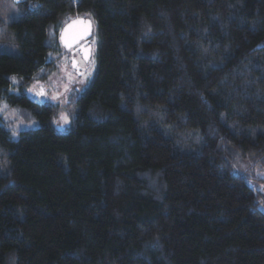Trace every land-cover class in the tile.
Instances as JSON below:
<instances>
[{
  "label": "trees",
  "instance_id": "16d2710c",
  "mask_svg": "<svg viewBox=\"0 0 264 264\" xmlns=\"http://www.w3.org/2000/svg\"><path fill=\"white\" fill-rule=\"evenodd\" d=\"M71 16L92 69L56 126L23 88ZM0 154V264H264V0H0Z\"/></svg>",
  "mask_w": 264,
  "mask_h": 264
},
{
  "label": "rangeland",
  "instance_id": "374dc122",
  "mask_svg": "<svg viewBox=\"0 0 264 264\" xmlns=\"http://www.w3.org/2000/svg\"><path fill=\"white\" fill-rule=\"evenodd\" d=\"M11 2H17L18 0H9ZM9 10V8H8ZM76 16H71L66 22L75 18ZM85 17V16H84ZM65 22V23H66ZM64 23V24H65ZM63 24V25H64ZM62 25V26H63ZM93 43V42H92ZM58 58L60 64L57 61L54 62V68L51 70L45 69L41 71L39 74L34 76L27 84L24 86L23 90L25 94H27L31 101L37 100L40 101L38 103L48 102L53 106V117L51 121L57 126L69 124V115L73 110V105L71 104V99L69 98L72 90L75 86H78L79 89L83 87L88 78L91 75L92 65L88 67V71L82 77H79L70 69L69 59L67 55H61ZM56 65V68H55ZM45 77V79H44ZM66 82V84H65ZM44 89L43 95H37L40 92V89ZM32 89V91H29ZM27 110V109H25ZM21 110L12 109L6 111V115L8 116L7 123L8 126L14 127L15 129L21 128L23 126L32 125L29 116L25 115V117L20 116ZM62 114L67 117V120L62 119ZM5 167V159L0 154V171H2ZM238 167L242 168L243 171H247L251 176V184L252 186L259 192L261 197L260 209L264 212V167L255 165L249 161H243L238 163Z\"/></svg>",
  "mask_w": 264,
  "mask_h": 264
},
{
  "label": "water",
  "instance_id": "95a60500",
  "mask_svg": "<svg viewBox=\"0 0 264 264\" xmlns=\"http://www.w3.org/2000/svg\"><path fill=\"white\" fill-rule=\"evenodd\" d=\"M80 21L83 22L81 23ZM92 30L93 24L89 18L84 16L72 18L62 26L59 32L60 44L65 50H68L76 47L81 41H83L78 47H83V58L88 60L91 57L92 52V46L90 43ZM71 65L77 70L78 67L75 65V62Z\"/></svg>",
  "mask_w": 264,
  "mask_h": 264
},
{
  "label": "flooded vegetation",
  "instance_id": "af4514ba",
  "mask_svg": "<svg viewBox=\"0 0 264 264\" xmlns=\"http://www.w3.org/2000/svg\"><path fill=\"white\" fill-rule=\"evenodd\" d=\"M83 41H81L76 47H73L71 49L65 50V55L68 56L69 59V65H70V69L73 71L77 76L82 77L86 74V71H88V64L90 62V58L88 60H85L83 58V54H84V50L83 47L80 46L78 47ZM75 62V65L78 67L77 70L75 68L72 67V63ZM75 88L77 89L78 86H75Z\"/></svg>",
  "mask_w": 264,
  "mask_h": 264
},
{
  "label": "snow or ice",
  "instance_id": "6c2138e0",
  "mask_svg": "<svg viewBox=\"0 0 264 264\" xmlns=\"http://www.w3.org/2000/svg\"><path fill=\"white\" fill-rule=\"evenodd\" d=\"M80 22L82 23L83 21H80ZM13 79H14V78H13ZM29 91H32V89H29ZM43 94H44V89L41 88V89H40V92L37 93V95H43ZM62 119L67 120V117L64 116V115L62 114ZM13 135H15V130H13ZM261 175H264V174H261Z\"/></svg>",
  "mask_w": 264,
  "mask_h": 264
}]
</instances>
